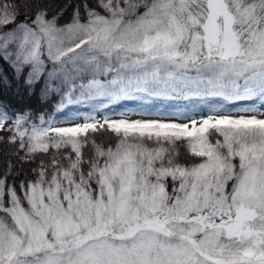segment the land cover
<instances>
[{"label":"snow or ice","instance_id":"obj_1","mask_svg":"<svg viewBox=\"0 0 264 264\" xmlns=\"http://www.w3.org/2000/svg\"><path fill=\"white\" fill-rule=\"evenodd\" d=\"M13 88L0 264H264V0H0Z\"/></svg>","mask_w":264,"mask_h":264},{"label":"trees","instance_id":"obj_2","mask_svg":"<svg viewBox=\"0 0 264 264\" xmlns=\"http://www.w3.org/2000/svg\"><path fill=\"white\" fill-rule=\"evenodd\" d=\"M17 89L13 88L12 90H0V94L3 95V97L6 100H9L12 102L14 106L17 107H23L24 105H31L34 109L39 111H48L50 110V105L45 106L42 103L37 102L36 97L29 98L27 95L23 96V102L21 103V98L16 95ZM6 150V149H5ZM5 157L3 156L2 152H0V170L3 168Z\"/></svg>","mask_w":264,"mask_h":264},{"label":"rangeland","instance_id":"obj_3","mask_svg":"<svg viewBox=\"0 0 264 264\" xmlns=\"http://www.w3.org/2000/svg\"><path fill=\"white\" fill-rule=\"evenodd\" d=\"M128 107H135V104L133 102H126Z\"/></svg>","mask_w":264,"mask_h":264}]
</instances>
